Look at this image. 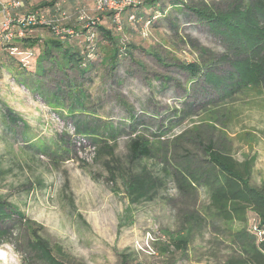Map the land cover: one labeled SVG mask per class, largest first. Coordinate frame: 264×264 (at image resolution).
<instances>
[{
    "label": "rangeland",
    "instance_id": "obj_1",
    "mask_svg": "<svg viewBox=\"0 0 264 264\" xmlns=\"http://www.w3.org/2000/svg\"><path fill=\"white\" fill-rule=\"evenodd\" d=\"M144 1L131 10L125 5L119 22L109 12L90 28L78 21L77 36L68 41L80 52L78 66L60 69V51L52 49L42 71L1 68L0 198L40 226L52 253L67 264H121L122 255L130 264H223L230 253L228 239L220 242L223 229L248 228L251 218L226 225L210 213L215 234L205 220L185 252L161 249L186 212L208 210L203 186L195 198L181 196L171 177L186 162L200 164L203 144L223 138L234 158H254L251 181L264 180V91H217L229 88L231 61L244 57L226 51L192 10L212 5L227 13L245 0ZM59 2L70 14L96 13L94 0ZM248 5L264 20L256 0ZM201 60L207 63L197 74L185 68ZM138 136L150 143L149 156L131 157ZM11 215L0 264H30L24 222Z\"/></svg>",
    "mask_w": 264,
    "mask_h": 264
},
{
    "label": "trees",
    "instance_id": "obj_2",
    "mask_svg": "<svg viewBox=\"0 0 264 264\" xmlns=\"http://www.w3.org/2000/svg\"><path fill=\"white\" fill-rule=\"evenodd\" d=\"M16 1L19 2V6L11 9L13 16L34 14L45 20L43 24L15 25L12 40L7 43H0L2 48L9 47L8 53L16 55L17 58L24 52L22 48L34 47L39 45L40 41L50 42L57 46L75 39L78 21L82 22L84 27L90 28L99 22L102 15L109 12L108 15L113 16V19L119 22L115 18L116 11L109 8H97V0H94L96 13L91 17L84 15L85 13L82 10L70 14L61 6L59 0H40L38 3L33 0ZM115 1L122 2V0ZM143 3H145V6H152L155 0H145ZM248 3L249 0H245L239 4H233L229 6L227 13L216 10L212 5H201L192 8L199 20L204 21L211 31L222 39L226 51L240 52L241 56L244 57L241 61H235L237 59L231 61L234 69L227 77L231 81L229 88L227 90L224 88L227 84L217 88V91L224 94V96L242 90L257 89L264 91V20H261L254 11L249 10ZM256 3L258 8L264 12V0H256ZM139 5L140 3L138 5H128L127 8L131 10L132 7H138ZM124 7L123 11L126 9ZM135 14L141 15L144 20L149 16L142 13L137 14V12ZM238 22H241L244 27H241ZM99 27L103 30L102 26ZM28 29H40L43 31V36H31L29 34L22 37L25 33H28ZM55 29L65 31L69 29L74 34H63L65 35L64 38H60L55 34ZM241 29L254 33L253 39L240 34ZM19 30L22 31V38L19 39V43H21L23 51L11 43L15 40V35L18 34ZM104 33L108 34L107 37L110 38L109 31L105 30ZM51 50L48 49L47 52L50 53ZM65 51L71 59L79 60L81 58L77 49L67 47L64 49ZM28 52L18 58V62L23 66L29 63L28 59L32 52ZM260 52L263 53L260 54ZM201 53L207 56L206 50L202 49ZM113 56V60L116 59L117 50ZM204 63H207V61L192 62L186 64L185 68L192 75H195ZM193 137L201 142L199 134ZM187 139L191 138L188 136ZM202 150L204 158L200 164L191 165L186 162L185 165L175 168L174 172H171V177L181 196L188 194L195 198L198 193V186H203L207 190L208 210H205L203 216L198 215L195 210L186 212L179 228L176 231H168L169 239L163 243L161 252L167 251L171 246L175 250L185 252L191 240L192 231L205 220L207 221V227L210 226L211 232L214 233L215 221L212 217L213 214L218 216L226 225H230L235 221L245 224L251 218V224L248 228L231 230L225 227L226 230L224 228V232L221 231L224 233L225 238L220 239V242L224 243L228 239L230 248V253L223 260V264H264V180L260 184H254L251 181L254 158L245 157L242 160L234 158L230 149L223 142V138L220 139L219 143L209 140L207 144L202 145ZM130 152L132 158L149 156L151 154L150 143H147L144 137L138 136L130 144ZM130 187L135 188L136 185L131 183ZM11 214L16 215L18 219L24 222L29 237L27 247L32 254L33 261L30 264H67L52 253L49 242L39 233L40 226L26 218L24 213L18 210L17 207L10 206L1 198L0 245L5 241L4 238L8 236L9 231L4 225L7 220L13 217ZM218 237L220 236L218 235ZM57 249L60 250L59 247ZM216 254L217 252H211L213 256H216ZM121 264H130L127 255L121 256Z\"/></svg>",
    "mask_w": 264,
    "mask_h": 264
},
{
    "label": "crops",
    "instance_id": "obj_3",
    "mask_svg": "<svg viewBox=\"0 0 264 264\" xmlns=\"http://www.w3.org/2000/svg\"><path fill=\"white\" fill-rule=\"evenodd\" d=\"M0 19L2 20V13L0 11ZM15 30V29H14ZM31 35V36H43V31H41L40 29H28V33H25L24 36L22 37H25V36H28V35ZM22 34H16L15 35V40L12 41V45L14 46H17L19 48V50H24V52L22 53V55H26V53L29 51V52H32L31 56L29 57L28 59V65L26 66H23L22 64H20L18 62V58H20L22 55L17 56L16 55H10L8 53V48L9 47H4L2 48V46H0V81H3L5 80V78H3V76L6 77V75L4 73L1 72V68L4 67L5 65V70L7 73H9L10 69L14 66H16L14 69L17 71V72H23V71H30V72H36V71H42L43 69H41L40 67V64H41V61L43 59H45L47 56H48V49H55L56 51H60V53L58 54L59 55V58L57 59V63L59 64L60 66V69L62 67H65L66 65H75V66H78L79 62L75 59H71L69 57V54L65 51L64 52V49L67 48V47H70L71 49L73 47H75V44L71 43V42H64L63 45H53L52 43L50 42H44V41H40L39 45H35L34 47H29V48H22L21 49V43H19V39L22 38L21 37ZM18 39V40H16ZM61 49V50H60ZM77 49V48H75ZM22 50V51H23ZM62 51V52H61ZM71 51V50H70ZM28 52V53H29ZM73 52V51H71ZM17 62V63H16ZM85 63V64H84ZM86 65L87 62H83L82 65ZM251 213V212H250ZM251 216L253 214H250Z\"/></svg>",
    "mask_w": 264,
    "mask_h": 264
},
{
    "label": "built area",
    "instance_id": "obj_4",
    "mask_svg": "<svg viewBox=\"0 0 264 264\" xmlns=\"http://www.w3.org/2000/svg\"><path fill=\"white\" fill-rule=\"evenodd\" d=\"M137 0H122V2L118 3L115 0H97V8L104 9L109 8L116 11L115 18L119 19V13L123 9L125 5H136ZM19 6V2L16 0H0V11L2 13V20L0 21V43L10 42L13 38L14 32L13 28L15 25L22 24H31L34 25L36 23L43 24L45 20L42 18H38L34 14L22 15L19 17H15L11 13V9ZM19 34H22V31H18ZM55 34L60 38H64L63 34H74L72 30H62L55 29ZM255 229V227H254Z\"/></svg>",
    "mask_w": 264,
    "mask_h": 264
},
{
    "label": "bare ground",
    "instance_id": "obj_5",
    "mask_svg": "<svg viewBox=\"0 0 264 264\" xmlns=\"http://www.w3.org/2000/svg\"><path fill=\"white\" fill-rule=\"evenodd\" d=\"M3 256V252L0 250V258Z\"/></svg>",
    "mask_w": 264,
    "mask_h": 264
}]
</instances>
